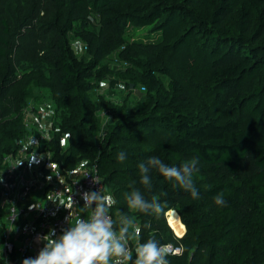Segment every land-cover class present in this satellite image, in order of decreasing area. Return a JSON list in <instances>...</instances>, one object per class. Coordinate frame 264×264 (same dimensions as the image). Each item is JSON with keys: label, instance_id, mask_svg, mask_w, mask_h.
<instances>
[{"label": "trees", "instance_id": "16d2710c", "mask_svg": "<svg viewBox=\"0 0 264 264\" xmlns=\"http://www.w3.org/2000/svg\"><path fill=\"white\" fill-rule=\"evenodd\" d=\"M127 1L0 0V169L4 156L17 154L19 140L32 130L23 123L30 100L45 96L57 119L45 145L52 162L64 177L82 161L94 166L117 201L111 215L134 217L140 243L155 237L182 247L181 255L167 257L170 264H264V0H158L147 17ZM181 20L189 27L172 41L171 29ZM130 21L162 23L154 31L161 30V40L168 38L155 44H165L146 47L158 53L160 65L136 62L134 53H126L135 68L120 74L128 80V94L140 86L144 93L134 96L131 107L99 93L94 100L92 92L115 76L113 68L98 63L106 50L126 46L123 32ZM190 33H196L191 42L208 59L204 82L211 87L200 88L219 95V116L202 104L195 110L179 81L163 82L170 69L162 52H187L192 43L184 38ZM72 39L85 42L88 54L77 57ZM253 120L256 126L247 127ZM148 131L155 134L149 143ZM122 151L123 162L117 159ZM152 156L177 167L198 158L193 181L199 199L154 170L148 191L138 165ZM130 185L148 199L158 197L166 205L163 213L130 211L125 196ZM218 192L224 194V207L214 202ZM171 210L185 227L181 238L167 223Z\"/></svg>", "mask_w": 264, "mask_h": 264}, {"label": "clouds", "instance_id": "9594fccd", "mask_svg": "<svg viewBox=\"0 0 264 264\" xmlns=\"http://www.w3.org/2000/svg\"><path fill=\"white\" fill-rule=\"evenodd\" d=\"M117 159L123 162L127 155L122 151ZM197 164L198 158H192L179 167L169 166L158 156H152L138 165L140 183L151 191L153 181L150 173L154 170L163 181L190 193L193 199H199L193 181V174L198 171ZM130 187L132 190L125 194L130 211L153 216L163 213L166 205L158 197L148 199L139 188ZM82 199L83 206L74 208L72 217H67V228L62 229L59 236L50 229L37 237V242H43V247L34 258H26L22 264H170L167 257L180 254L179 249L173 250L171 245L161 244L155 237L140 243L138 234L141 229L135 225L134 217L119 213L118 219H114L111 210L117 201L114 196L104 194L101 188L83 194ZM214 202L220 207L227 203L222 192L216 194ZM130 229H135L137 234L134 249L129 243L133 235Z\"/></svg>", "mask_w": 264, "mask_h": 264}, {"label": "rangeland", "instance_id": "374dc122", "mask_svg": "<svg viewBox=\"0 0 264 264\" xmlns=\"http://www.w3.org/2000/svg\"><path fill=\"white\" fill-rule=\"evenodd\" d=\"M131 2H133L132 6L134 8L138 6L143 8L146 17L150 15V11L154 5H159L158 0H142L139 2H136V0H130V1L125 2V4H130ZM125 4H123V7ZM130 9L131 8L127 7V8H124V11L130 10ZM181 21H182V24L179 23L177 27L173 26V28L171 29L172 32L175 33L173 35L175 37L170 38L172 39V41H174L176 38L182 35L189 27L186 21L185 22L183 20ZM160 24L162 23L157 22V21L153 23H149V22L145 23V21H142L140 25H136L132 21L128 22L127 27L123 32V37H124L123 40L125 41L126 46L121 45L119 47L106 50L104 52L103 58L98 63V67H103L106 65L107 67L113 68L115 76H113L112 78L107 77L105 80L101 82L100 87L95 89L92 92V97L94 98V100H97L98 98L97 93H99L104 98L109 99L117 104L126 102V104L131 107L134 96L136 95V97H141V95L144 93V91L140 89L141 86L135 89L130 88V90L132 89L134 90L131 94H128L129 89L126 84L128 80L124 79L122 75L120 74L125 72L127 69L135 70V68L131 64H129V62L126 60L127 58L131 59L130 56L127 57L126 55V53H130V52L136 55V58H135L136 62H138L139 59H142V61H146L149 59V60H152L153 67H159L160 62L156 60L158 53L152 52V51L150 52L148 48L146 47L148 45H151L154 47V49H157V48L159 49V47L165 44L163 43L161 46L156 45L157 43L166 41L168 38L167 37L166 39L161 40L162 38L161 30L154 31V26L158 27V25ZM190 34H188L184 38L185 43H192L191 40L195 39L196 33H193L191 35ZM100 43L101 41H97L96 45H99ZM71 44H72L73 49L76 52L77 57H81V56L88 54L87 47H86L87 44L85 42H82L80 39H75V40L72 39ZM197 44L201 45V41L197 42ZM137 46H140V48H138ZM196 48H197V45L194 46V44L192 43L190 46V49H188L187 52L184 53L188 55L189 53L192 52L191 56L189 57H185L184 54H182L179 50L174 53H166L165 51L162 52L163 60L165 61L166 65L170 69V74L163 77V82L164 84H166L168 80L171 78L172 79L174 78L175 80L179 81V83H181L183 87L187 89L188 94L192 97V106L195 110H198L200 109V107L205 106L211 115L219 116L222 114L220 105L218 104L220 103V99L218 97L219 95H217L216 93L213 94L212 91L209 92L208 94H205V92L200 88V87H203L205 89H208L211 86L209 84H205L204 82V80H206V76L208 72L207 71L208 59L205 58V54L203 52L199 53L200 48H198L199 51H197ZM48 104L50 105L49 100L46 99L45 96L43 97L41 96V100L39 102L30 100L27 109H25L24 111L23 123L25 121V126L32 128L31 132L28 133L26 137H29V136H32V137L22 138V143H21L22 147L19 150V152H17L18 154L16 155V157L18 158H24V160H26L27 166H29L28 171L27 172L25 171L22 174L24 175L27 174V176L32 178L34 181H36V183L38 180L41 181V177H42L41 173H45L50 176L52 173H55L54 171L56 170V166L51 160L50 153L45 148V145L47 144L44 141L45 136H42L38 133V125H34V123L32 122L33 119L28 118L27 114H31L35 116L37 114L36 112L37 108L38 110H41L40 107L47 108L49 106ZM53 109H54V106L53 104H51L49 107V111L53 113ZM250 109L251 108H249V110ZM97 112H98V115L101 116L100 110ZM249 114H251V112H249ZM45 116L46 115H44L43 117ZM253 117L257 118L258 114H254ZM53 118H54V121H57L55 117ZM53 118H51V120L48 119L49 121L47 120V118H44L43 120H41L43 129H40V133H43L44 135L51 134L52 126L50 125V122L51 121L54 122ZM102 119H103V124L104 122L106 123L107 119L105 117H103ZM38 121H40V119ZM254 123H255L254 120L251 121L247 127H252L254 125L256 126V124ZM145 133L146 132H141L142 135H144ZM38 134H39V138H37ZM152 135H155L154 132L148 131L145 137V141L149 143L150 139L152 138ZM65 144H66V141H65ZM39 145H40V150H38ZM31 159H32V162L29 163ZM47 159L49 160V163L52 168L51 170H49V172L48 171L43 172L42 167H43L44 162ZM42 180L44 179L42 178ZM48 181L51 182V178L49 179L46 178L44 182H48ZM1 206H2V202L0 201V213L3 210ZM1 217L2 216H0V218ZM167 223H168V219H167ZM185 231L183 235L185 234ZM183 235L182 236L175 235V236L177 238H181L183 237ZM180 248L183 251L182 247ZM181 253L179 255H181ZM18 259H19V255L17 252H15V254L12 256V261H14V264H19Z\"/></svg>", "mask_w": 264, "mask_h": 264}, {"label": "built area", "instance_id": "2783aa9c", "mask_svg": "<svg viewBox=\"0 0 264 264\" xmlns=\"http://www.w3.org/2000/svg\"><path fill=\"white\" fill-rule=\"evenodd\" d=\"M41 113L37 112L35 116L27 114V117L33 119V123L37 122L38 133L45 136L44 141L49 142L51 134L40 133V129H43V125L39 120ZM53 122L50 124L52 126ZM52 128V127H51ZM31 132V131H30ZM29 132V133H30ZM39 134L37 138H39ZM32 136L25 138H30ZM34 139V137H33ZM41 139V137H40ZM22 139L19 140L18 145H21ZM24 158H18L14 154H8L4 156L2 160L3 171L0 174V196L4 201V208L6 209L4 222L0 226V261L3 264H14L12 256L15 252L18 253L19 264L26 258L35 257L39 250L43 247V242H37V237L43 236L50 229H54L56 235H60V229L63 225V218L54 216L49 207L41 205L34 209L36 216L35 220L27 222L17 228L22 221V218L26 214L25 208L22 206V201L25 196L28 195L31 190V186H24V179L17 175L16 169L22 166ZM56 166V165H55ZM51 165L47 159L42 167V171L51 170ZM55 173L51 176L45 173H41L42 178H51V182H47L44 193L47 198L53 202L54 210L59 211L62 209V204L58 201L63 197H67L66 201L69 206H75L79 200H83L82 196L88 192H95L101 188L104 191V184L97 174L96 168L92 165L81 173L80 178L65 179L56 166ZM23 183V186L21 185ZM20 185V187H18ZM70 216L69 211L63 212V217ZM17 233L22 242L19 246H16L14 241V235ZM173 248V247H172ZM181 248H173V250ZM169 256H175L170 254Z\"/></svg>", "mask_w": 264, "mask_h": 264}, {"label": "crops", "instance_id": "0c3cea01", "mask_svg": "<svg viewBox=\"0 0 264 264\" xmlns=\"http://www.w3.org/2000/svg\"><path fill=\"white\" fill-rule=\"evenodd\" d=\"M49 103H50V105L52 104L51 101H49ZM50 105L47 108L46 107L45 108L40 107L41 110H38V108H37L36 112L41 113L40 118H39L40 122L44 118H47V120L48 119L51 120L52 113L49 111ZM41 111H43V112H41ZM44 115H46V116L43 117ZM51 123H52V121L50 122V124ZM34 125H37V122H34ZM65 141L66 140L64 138L63 146L66 145ZM28 167L29 166H27L26 160H23V164L18 169L17 175H20V174L24 173L25 171L27 172L28 171ZM89 167H90V163L89 162L82 161L81 163L78 164V166L76 167V169L73 172L67 173L65 179L69 180V179H72V178H80L82 171L88 169ZM25 176H27V174H25ZM46 178H48V177H45V179L42 180V182H40V183H33V182L29 181L28 177H26V181H24V184H25L24 186H31V190L29 191L28 195L23 198L22 206L25 208L26 214L22 218V221L19 224V226L16 227V231H17V228L22 226L23 224H25L27 222H30L32 220H35L36 216L34 214V209L39 207V206H41V205H45V206L50 208V210H51V212H52V214L54 216H58V217L63 218V225H62V228L60 229V234H61V230L64 229V228H67V226H68L67 223H66L67 217L66 218L63 217V212L69 211L70 218H71L72 215H73V209L83 206V203H84L83 200H79L78 203L75 206H69L67 204V201H66L67 197L65 196V197H63L61 199H58V201L62 204V209L59 210V211H55L53 202L50 201L47 198L46 194L44 193L45 188L47 186V182H44L46 180ZM21 185L23 186V183ZM18 187H20V185H18ZM20 189H21V187H20ZM103 192L106 195H111L110 192L107 189H104ZM1 208H2V206H1ZM1 216H2L1 217V222H4V217H5L4 212L1 213ZM130 232L133 233V237L131 236L129 243H130V246L134 249L135 246H136V243H137V234L135 233V229H130ZM15 237L20 239V237L18 236L17 233H15L14 238Z\"/></svg>", "mask_w": 264, "mask_h": 264}, {"label": "bare ground", "instance_id": "6f19581e", "mask_svg": "<svg viewBox=\"0 0 264 264\" xmlns=\"http://www.w3.org/2000/svg\"><path fill=\"white\" fill-rule=\"evenodd\" d=\"M77 51V50H76ZM143 90V89H142ZM47 106V105H46ZM49 114V113H48ZM49 121V120H48ZM34 127V126H33ZM35 128V127H34ZM36 137V136H35ZM37 140V139H36ZM35 143V142H34ZM24 145H26V144H24ZM22 147V146H21ZM24 147V146H23ZM19 149V148H18ZM31 150V149H30ZM19 152V151H18ZM20 153H22V152H20ZM18 154V153H17ZM17 154H15V156L17 155ZM21 155V154H20ZM17 170V169H16ZM3 171V165H2V168H1V170H0V173ZM17 173V172H16ZM78 175V174H77ZM23 179H24V181H26V177H28V176H25L24 174H21L20 175ZM29 178V181H31V182H33V183H36V181H34L32 178H30V177H28ZM40 182H42V177H41V181H37V183H40ZM0 201L2 202V201H4L3 200V198L0 196ZM2 206L4 207V204H3V202H2ZM4 213H6V209L4 208ZM166 220L168 219V225H169V227L171 228V230L174 232V234L176 235V236H182L183 235V233H184V231H185V227H184V225L181 223V221H180V219H179V216L177 215V213L175 212V211H173V210H171V211H168L167 213H166ZM19 236V235H18ZM20 237V236H19ZM14 239V241H15V243H16V246H19L20 244H21V242H22V239H21V237H20V239H18V238H13ZM169 245H171V244H169ZM172 246V245H171ZM173 247V246H172ZM173 248H180V247H173ZM175 256H177V255H175Z\"/></svg>", "mask_w": 264, "mask_h": 264}, {"label": "water", "instance_id": "95a60500", "mask_svg": "<svg viewBox=\"0 0 264 264\" xmlns=\"http://www.w3.org/2000/svg\"><path fill=\"white\" fill-rule=\"evenodd\" d=\"M130 88H133V85H130Z\"/></svg>", "mask_w": 264, "mask_h": 264}]
</instances>
